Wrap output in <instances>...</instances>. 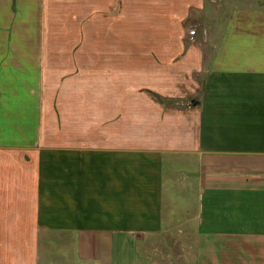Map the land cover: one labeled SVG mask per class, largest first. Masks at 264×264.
Segmentation results:
<instances>
[{
  "label": "crops",
  "instance_id": "crops-1",
  "mask_svg": "<svg viewBox=\"0 0 264 264\" xmlns=\"http://www.w3.org/2000/svg\"><path fill=\"white\" fill-rule=\"evenodd\" d=\"M200 1L159 5L182 15ZM50 2L0 0V264H39L42 235L70 239L80 264H138V241L191 218L198 233L202 211L230 226L214 234L255 237L264 264V1L228 8L196 100L143 118L136 81L171 101L131 67L125 100L90 104V77L103 90L107 73L55 54ZM190 180L197 211L179 223L167 189Z\"/></svg>",
  "mask_w": 264,
  "mask_h": 264
},
{
  "label": "rangeland",
  "instance_id": "rangeland-1",
  "mask_svg": "<svg viewBox=\"0 0 264 264\" xmlns=\"http://www.w3.org/2000/svg\"><path fill=\"white\" fill-rule=\"evenodd\" d=\"M160 3V0H57L53 9L51 0L48 24L54 25L56 19V30L53 33L57 45L55 54H70L79 58L87 56L91 73L97 72L101 67L107 73L104 79L106 88L103 90L101 85H97L98 80L90 77V104L98 96L103 97L101 94L110 100L113 97L125 100L128 92L125 86H132L134 82L127 75L131 67L140 71L138 78L146 76L143 72L148 74L146 78H151L153 90L160 94L153 92L154 95L171 101L163 106L151 98L149 100L143 91L139 93L141 87L146 86L141 85L142 81H136L138 92H135L134 97L133 92H130V102L140 118L144 117L149 108L156 114L158 109L169 107V110H174L191 104L201 91L209 56L220 36L228 8L231 5L243 6L250 3L256 6L260 2L201 0L199 5L189 4L182 15L171 10L168 14ZM77 38L78 42L70 51L67 40L76 41ZM50 39L52 40L51 34ZM111 73L121 75L114 77ZM137 134L135 131L134 136ZM182 172L186 173V170L178 172L180 181L183 179ZM191 183L190 180L187 189L176 185L167 189V193L173 198L174 209L183 214L181 218L176 214L179 223L197 211L196 192ZM216 210L222 208L212 207V212ZM200 218L198 233L196 228L199 218H191L192 220L183 223V230L177 225L171 228L174 226L171 225L168 231L155 233L138 241L137 263L197 264L195 252L199 249L200 264H260L258 241L255 237L214 234L208 229H221L223 232L230 226L213 222L203 211ZM204 229L207 231H203ZM196 234L202 238L197 239ZM41 240L39 264H80L75 254L72 252L70 255L68 249L63 247L65 245L70 248V239L42 235ZM197 241L200 242V248L195 247Z\"/></svg>",
  "mask_w": 264,
  "mask_h": 264
}]
</instances>
